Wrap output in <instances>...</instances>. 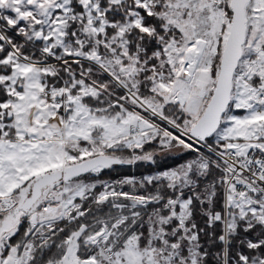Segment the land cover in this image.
<instances>
[{
	"label": "snow or ice",
	"instance_id": "6c2138e0",
	"mask_svg": "<svg viewBox=\"0 0 264 264\" xmlns=\"http://www.w3.org/2000/svg\"><path fill=\"white\" fill-rule=\"evenodd\" d=\"M0 264H264V0H0Z\"/></svg>",
	"mask_w": 264,
	"mask_h": 264
},
{
	"label": "trees",
	"instance_id": "16d2710c",
	"mask_svg": "<svg viewBox=\"0 0 264 264\" xmlns=\"http://www.w3.org/2000/svg\"><path fill=\"white\" fill-rule=\"evenodd\" d=\"M145 171H146V166H137L135 168L123 169L119 172L112 173L111 177H106V178H118L119 176L133 175V174L138 175L140 172H145Z\"/></svg>",
	"mask_w": 264,
	"mask_h": 264
}]
</instances>
